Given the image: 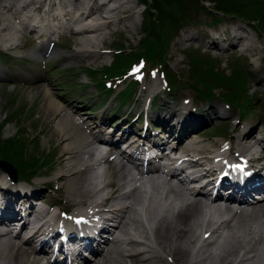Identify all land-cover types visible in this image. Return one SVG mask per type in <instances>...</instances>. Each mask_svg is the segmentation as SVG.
I'll return each mask as SVG.
<instances>
[{
	"label": "rangeland",
	"instance_id": "obj_1",
	"mask_svg": "<svg viewBox=\"0 0 264 264\" xmlns=\"http://www.w3.org/2000/svg\"><path fill=\"white\" fill-rule=\"evenodd\" d=\"M4 1L0 0V5H3ZM88 1L90 0H77L75 3L79 6L80 4H85ZM121 3L122 5L124 4V8L128 7L126 8L129 10L128 12L120 14L116 17H113L114 15H112V12H108V15L104 14L103 10L96 13L97 15L100 13L108 16L109 18H113L112 20L108 19L112 21L108 24V27H101L102 31H99V35L97 36L99 40L95 41L92 44L82 42L83 40L80 35L70 33L68 35V38L67 36H64L60 38L58 42H56L53 47L54 53L49 55V57L43 59L41 55H35L34 57L29 58L28 55H32L31 51L34 47V49H36L37 43L33 40V38L30 37V35L26 37L27 35L26 33H24L23 36L18 37L19 45L22 46V48L20 50H12L8 52L13 57H18V59H14L15 63L12 59L7 64V67L9 68L7 77L9 78V80L5 82L0 81V141L2 139H5V141L10 139L16 141V143L14 144L15 146H17L18 144L22 145L20 147V160L18 161H30L31 159H33L32 157L35 156H41L44 157L45 160H50V165H48V168L46 170H39L37 172V175L30 181V189H36L38 191V198L41 201L40 203L44 205L47 204L50 206H57L59 208H63L68 212L78 211L79 213L83 212L86 207V203L82 202L79 204H74L71 203V201H69L66 197L65 192H67L68 185L70 183V177H65L63 178V180L57 179L56 172L61 169L64 170L65 164L64 157L62 156V145L60 144L61 141L56 138V135H54L52 132V120L46 119L43 114V105L44 103H46V101H48V98H44L42 96V93L37 92L38 90L36 91V86H43V91H46V93H48V97L50 99H53L54 101H57V98H60L63 101H73L74 104L72 105V109L75 108L74 106L80 108L81 110L83 109L86 113H88L87 115L90 117H93L95 115L99 117L102 114V116L106 118L103 119L104 124L109 125L108 122L115 119L110 118L113 112L117 111V115H125L129 111H131L132 115L134 111H138L144 95L143 93L141 94L142 88H149V86L153 83V81H151L152 83H150V80L148 81V79H146L147 84H144L142 87H139L138 85L136 86V89L133 88V92L137 89L138 90L134 93L131 103L126 105V109V106L125 108H116L114 103L109 106L110 101L113 99L118 89L116 91H113L114 93L111 92L106 96H102V94L99 93L100 90L98 89L97 84L91 80V78H95L96 81H98L99 78L102 79L101 74L104 71V67L111 66V64L115 61L112 60V58L114 57L112 52L113 50L121 51V53L124 54L128 51L136 49L138 46V42L143 36V33L147 31V29H143V27H141L142 16H140V11L143 9V7L139 6L136 0H121ZM112 5H114V3H110L108 5V8L112 7ZM128 14H133V28L132 24H130L131 20H129V18H126ZM11 16L12 15H10L9 12H6L4 9L0 8L1 37L7 38L10 35L14 37L17 36L18 25ZM193 16H195L193 21L198 20L197 24H191L181 27L179 31L175 33V35L170 39L168 47L165 51V55L163 57L164 64L168 70L169 75H171L175 80L174 85L176 86V89L174 90L173 94V98H175V101H173V103L171 104L170 101L172 100L169 98V96L166 97L164 93H158L154 98L155 100L153 101L151 112H162L163 118L165 119L168 118L172 112L168 107H174L176 110L177 107H180L182 105L183 101L181 100H188V102L190 101L192 102V104H195L197 108L202 105L205 111H208L210 114H212L213 111L220 106V103L225 101L224 97L221 99L222 95L228 94V91H226L228 90L227 88H223L222 86L215 87L213 89L214 98L210 99L209 102H205L201 98H196L195 92L191 88H189L190 83L188 78L186 79L187 62L184 57V53L191 49L197 52L208 50L202 46V36L207 29L204 24L206 25L210 22V16L206 15L205 12H194ZM1 25L8 27V30H3ZM243 25H241L243 29L242 32H246L247 37H249V40L251 41L250 43V41L247 40L244 45L249 46V49L247 51L250 52H244L243 56L245 55L247 58L236 59V63L238 67L242 68L241 70L245 75V87H248L247 94L250 95L252 101L251 106L248 107L249 111L247 110L241 116L237 114L236 110L233 107H230L229 112L220 111L225 116L223 117V119H219L217 121L209 120L207 116H204V121H202L203 124L205 123L206 125L201 127L200 124L198 127L193 129V131H196V133L194 137L192 136L191 138H189L192 140L198 139L203 141L202 139L204 137H207L208 141L204 140L203 142L199 143L201 145L209 141L212 144L215 140L218 139V137H215L213 135V130L219 125L226 127V129H228L230 132L235 125L237 127L236 131L241 130L245 126V124L248 125H246L244 128L253 127L251 125H255L256 127H264V79H262V77H264V34L262 35L254 27L249 28L246 25ZM238 29L239 28L233 31L234 35L236 34V31ZM240 37L243 38V36ZM211 44L214 48H216L215 43H210V45ZM91 51H93L94 53H90ZM223 54L224 57H220V59H217L219 63L218 70H220V72L222 73H226L229 67L226 66L228 64H235L233 62L231 63L230 61V58L233 57L226 56V53ZM51 65L53 67H51ZM36 75L41 76H39V82L37 81L35 83H27L23 81V79L31 77L33 78V76ZM154 78L159 79L160 77L156 75ZM184 82L188 85H185ZM177 83L180 86H178ZM192 84H194L196 89L201 88L196 79H193ZM157 87H153L152 90L158 91L159 84L157 85ZM106 97L108 98L105 102ZM194 99L198 101L195 102ZM192 104L189 103L186 106L192 107ZM208 104L210 107L207 109L205 106ZM114 122L115 121H112L111 125L114 124ZM173 123H175L174 118L169 121V124ZM236 137H233V140H235ZM225 138L226 136L221 137V139ZM212 146H208L207 149L212 150ZM203 149L206 148L203 147ZM92 169L88 173L89 178L91 177L90 173ZM114 170V166L113 168H111L110 165L106 166V164L101 163L98 167H96L94 173L97 174L98 179L101 180L103 178H108ZM109 180H112V177L109 178ZM154 188H156V186H152L151 189H148V194H144V189L141 191V195H138L139 197L136 202L137 207L135 204L136 210L138 209V207H140V205H142L144 201L155 203H152L151 207L159 210L160 200L157 195L160 193V191L153 190ZM120 192L121 190L118 189L116 190L114 195H119ZM145 195L147 196L145 197ZM166 196L167 194L164 193L163 201H166ZM173 198L174 197L170 196L169 201H171ZM42 204L40 205L42 206ZM74 207H78L79 209L75 210ZM164 207L161 210L168 209L167 217H170L169 214L173 213V209L170 207V209ZM141 209H143V207ZM201 209L202 208H200L198 216L199 219L201 218V216L204 219V216L207 215L208 217L211 214L213 220L218 219V213L214 210H209V212H207L204 211V209ZM137 211L138 214L142 217L143 215H141V213L144 214V212H139V210ZM260 222H263V224H261ZM249 223H252V221H249ZM230 224L232 225L231 228H226L224 226L220 227V236H216L215 238H213L215 243L211 247H207V244H204L205 240L200 242V233L204 230L201 227L198 229H194V231H192V235H190V238L183 239L181 243L178 241L176 235H172V237H169V241H166L167 244L165 245L167 246L169 244L172 249L174 244H178L179 242L183 246H187L190 250L191 256L193 255V259L191 262L195 264H206V256L211 254L214 255L218 251L219 246H221L223 238L229 233H239L242 240L249 238L246 237V227L240 228V224H236V221ZM263 226L264 219L258 218V220L252 223L251 231L256 236V234H260L263 232ZM238 229L240 230L239 232ZM213 239L208 237L206 241L208 243ZM252 242L258 249L257 253L254 252L255 255L252 258L253 261L251 260L252 262L250 261V255L248 256V264L255 263L258 258H261L264 255L263 253H260V249L262 248L261 242ZM168 249L169 247L163 249L165 251L160 253V260L162 262L166 264L189 263L186 261V259L184 261V258L180 261L179 259L177 260L175 258V255L172 253V250ZM239 249L241 250L238 252ZM243 254L244 248L237 247L234 253L230 256V260H233V264H239L238 262L240 260V256H242ZM237 255H239V257H237ZM3 261L4 259L0 258V264H3Z\"/></svg>",
	"mask_w": 264,
	"mask_h": 264
},
{
	"label": "bare ground",
	"instance_id": "obj_2",
	"mask_svg": "<svg viewBox=\"0 0 264 264\" xmlns=\"http://www.w3.org/2000/svg\"><path fill=\"white\" fill-rule=\"evenodd\" d=\"M19 1L21 2V7L30 12H35L37 9L43 7L44 4V0H36L39 7L32 5L33 0ZM48 1L50 0H47V3H45L44 5H47ZM76 1L77 0H57L56 2L52 1L49 5V8H52L55 5L66 7L69 6V10L73 11L72 15L61 13L62 17H60V19H63L65 17L67 19L70 18L71 21L72 19H74L73 15L75 12L77 13V17L83 18L85 20L87 19L88 22L82 25V27H79V29L75 31V34H78L82 37V42H87L90 44L99 40L97 36L99 35V31H102L101 27H108V24L112 22L111 20L113 17L129 11L128 9H126L128 7L124 8V4L122 5L121 0H90L85 4H80L79 6L75 3ZM110 3H114V5H112V7L109 6L110 8H108V5ZM0 8L12 14L9 6L6 4L0 5ZM102 10L104 14L112 12V15L114 16L112 18H109L104 14H96L98 13V11ZM95 15L101 16V18L103 17L107 19V21L104 23H98L96 21L97 19L94 18ZM126 18H129V20H131L130 24H132L133 28V14H128ZM51 20L56 22L58 21V19H56V16L52 17ZM1 27L3 30H8V27H5L3 25H1ZM46 34H48L49 36V31H46ZM241 38L242 37L238 36L239 40H241ZM14 39L15 38L12 35L8 36L7 38L0 36V46L12 43ZM50 41L51 39L46 37H42L41 40H37L38 44L36 45V49L33 50L32 54H37L42 50H46L48 42ZM248 49L249 46L244 45L243 51H247ZM50 53H54V51L51 50ZM90 53L94 52L91 51ZM39 80L40 77L36 75L33 76V78L31 77L25 79V82L35 83ZM43 90V86H36V91L42 93V96L44 98H48V101H46V103H44L43 105V114L46 119L52 120L53 122L52 132L54 135H56V138L61 141L60 144L62 145V156L64 157L65 161L64 170L61 169L57 171L56 176L60 180H63V178L65 177H70V183L68 185L67 192H65L66 197L69 201H71V203L74 204H79L82 202L86 203L87 210H91L94 208L98 209L102 204L107 202H110V207H114L108 212L109 217H112V220L115 221L116 224V228L113 231L114 241L112 242L111 239L110 241H108L109 244H107L103 249L94 254L92 256L93 260L91 264H166L160 260V253L165 251L163 249L167 247L171 249V246L169 244L167 246L165 244H167L166 241H169V237H172V235H176L178 241L181 243L183 239L190 238V235H192V231H194V229H198L201 227L206 229L201 232L200 235L209 231L210 238L213 239L216 236H220V227H232V225L230 224V217L220 219L221 210L217 206L210 209L218 213L217 220H213L211 216L207 219L205 217V219H203V217L201 216V218L199 219L198 216L200 208L203 207L200 205L198 200H192L190 204L184 206L183 208H180L177 213L169 214L170 217H167L168 209L161 210L159 208L158 210L151 207L152 202H147L143 211L144 217H141L134 206L138 199L137 189L133 188L126 193L120 192L119 195H114L116 190L122 189L123 181L126 179V174L121 164L113 163L115 170L109 175L108 178H103L100 180L98 179L97 174H94L89 178L88 173L92 169V165L88 162L92 160V154L94 155L95 149L90 144V141L82 133H80L76 129V127L72 125V123L70 122L69 113L65 110V108L61 106V103L50 99L48 97V93ZM184 114H186L185 111H181L177 114L178 116L176 117V123H178L179 121L181 122L180 128H183L182 126H185V122H192L190 118L186 120L183 117ZM123 124L124 122L119 124V126H122ZM253 131L254 127L244 128L243 131H241L237 135V137L235 136L236 139L234 141H236V144H240V141L253 139L252 144L254 146L246 144L247 151H250L251 148H253L254 150L255 148L257 149L256 157L262 158L264 154L263 147L260 144H264V137L261 134H258V136L252 134ZM190 133H192L191 135H194L192 131ZM185 134L186 132L183 130L178 136L173 137V140L180 141ZM235 147L241 150L244 149V147L239 145H235ZM181 152L187 155L189 152H192V147L184 146ZM109 155L110 153L108 155L105 154L106 157H108ZM104 157L102 158L104 159ZM190 163L193 166L199 164V162L197 163L196 161L189 162L188 164ZM184 169H186V166L184 167ZM4 177L5 176L3 174H0V180L5 179ZM111 177L112 180H109V178ZM105 190L107 191L105 192ZM166 190L175 193L174 189L172 188L167 187ZM98 194H100L101 197H98ZM166 207L167 205L165 206V208ZM34 208H36V206ZM34 212L38 216H42L44 214L42 210H34ZM103 212L105 211L98 209L99 215H101ZM223 212H225V210H223ZM78 215L79 217L83 216V214ZM78 215H75V218H77ZM258 218L264 219V210L253 211V213L251 214L246 213L233 216L236 224H240V228H247L246 237L249 238L242 240L239 233H229L223 238L218 251L214 255L211 254L206 256V264H233V260H230V256L234 253L237 247L244 248L243 255L246 256H240V260L238 263L248 264V256L250 255L251 261L255 255L254 252L257 253L258 249L254 246L252 241L261 242L262 248L260 249V253L264 254V226L262 228L263 232L260 234H256V236L251 231L252 223L258 220ZM249 221H252V223H249ZM260 223L263 224V222ZM66 225V229L67 231H69L70 228L68 227V224ZM27 227V221H23L22 225L20 226L21 230L25 231ZM239 229L238 232L240 231ZM10 230L11 229H7L6 232L0 235V239L3 238L0 241V258L4 259L3 264H36L37 258L33 256L32 251L30 253H26V250L24 249L23 250L25 252H23L20 248L13 249V240L6 238V236L10 233ZM130 231L133 232V236L130 234ZM31 235L32 236L27 240V243L34 238L35 233ZM179 242L178 244H174L171 249L172 253L175 255V258L177 260L179 259V261L184 258V261L186 259V261L189 262L188 264H195L191 262L193 259V255L191 256V252L188 247L183 246ZM214 243L215 242L213 239L212 241H209L205 244H207V247H211L214 245ZM240 250L241 249H239L238 252ZM237 257H239V255H237ZM84 264L90 263L89 261H86ZM253 264H264V255L261 258H258V260Z\"/></svg>",
	"mask_w": 264,
	"mask_h": 264
},
{
	"label": "trees",
	"instance_id": "obj_3",
	"mask_svg": "<svg viewBox=\"0 0 264 264\" xmlns=\"http://www.w3.org/2000/svg\"><path fill=\"white\" fill-rule=\"evenodd\" d=\"M145 5L143 14L142 27L149 30V34L145 35L139 43V49L130 52L124 56H116V62L112 67V73H123L130 63L135 62L139 57H143L146 61L154 63L161 58L166 48V41L169 34L174 33L180 25L192 20V15L196 11H203L198 3L194 0H139ZM214 4V9L223 15H232L248 23L256 21V28L264 33V2L260 0H207ZM151 34V36H150ZM164 38V39H163ZM188 63L192 67L189 77L194 78L197 73L202 75L199 82L205 87L206 93H202L203 98L211 96V90L222 83L229 88L230 93L226 96V100L230 102L238 101L244 92L245 78L240 72L233 71L231 75L223 78L213 71L211 63L203 66L201 60L192 54L187 55ZM191 75V76H190ZM247 98V97H246ZM124 99V97H123ZM248 99L243 100L241 105L244 111L249 106ZM237 106V102L235 104ZM16 141L6 140L0 144V156L8 158L16 162L21 176L27 177L26 171L35 166L38 162L25 164L20 160L21 144L15 146ZM25 167V168H24ZM27 168V169H26Z\"/></svg>",
	"mask_w": 264,
	"mask_h": 264
},
{
	"label": "water",
	"instance_id": "obj_4",
	"mask_svg": "<svg viewBox=\"0 0 264 264\" xmlns=\"http://www.w3.org/2000/svg\"><path fill=\"white\" fill-rule=\"evenodd\" d=\"M0 170L6 173L12 181L15 179V170L12 168V166L5 162V161H0Z\"/></svg>",
	"mask_w": 264,
	"mask_h": 264
},
{
	"label": "snow or ice",
	"instance_id": "obj_5",
	"mask_svg": "<svg viewBox=\"0 0 264 264\" xmlns=\"http://www.w3.org/2000/svg\"><path fill=\"white\" fill-rule=\"evenodd\" d=\"M137 71H139V69H137Z\"/></svg>",
	"mask_w": 264,
	"mask_h": 264
}]
</instances>
